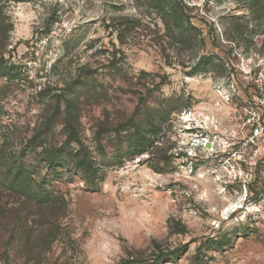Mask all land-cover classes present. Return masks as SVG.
Segmentation results:
<instances>
[{
  "label": "rangeland",
  "instance_id": "374dc122",
  "mask_svg": "<svg viewBox=\"0 0 264 264\" xmlns=\"http://www.w3.org/2000/svg\"><path fill=\"white\" fill-rule=\"evenodd\" d=\"M183 1L0 0V264H264V0Z\"/></svg>",
  "mask_w": 264,
  "mask_h": 264
},
{
  "label": "trees",
  "instance_id": "16d2710c",
  "mask_svg": "<svg viewBox=\"0 0 264 264\" xmlns=\"http://www.w3.org/2000/svg\"><path fill=\"white\" fill-rule=\"evenodd\" d=\"M171 5L165 11H163V18L162 21L165 25V28L170 32L173 33L175 27L177 28L182 23L181 16L185 10H189V6L183 0H171ZM264 13V12H263ZM137 23L141 24V20H137ZM6 30V29H5ZM49 88L43 90L40 95L42 96L44 93L47 92ZM55 90V89H54ZM64 100V101H63ZM62 96L54 97V101L52 100V104L55 105V116H54V124L63 125L64 130L67 136V143H75L77 148L71 149L70 157L72 158V166L74 169L80 170L85 174L91 175V172H94V163L92 162V152L89 147L85 145L82 139L81 134V117H79V104L78 100L74 99H63ZM54 126V127H55ZM39 134V133H38ZM33 141H39L41 144H46L42 135L39 134L35 136ZM149 141L146 139V135H143L139 141L137 146L136 155H142L148 152ZM61 156L51 157L48 160L49 166L52 168H58L61 164V160L64 159ZM13 169L16 173V178H19L22 175V169L19 165L14 166ZM1 180V177H0Z\"/></svg>",
  "mask_w": 264,
  "mask_h": 264
},
{
  "label": "built area",
  "instance_id": "2783aa9c",
  "mask_svg": "<svg viewBox=\"0 0 264 264\" xmlns=\"http://www.w3.org/2000/svg\"><path fill=\"white\" fill-rule=\"evenodd\" d=\"M211 124L215 127V129H217L219 126L218 119H214L213 121H211ZM207 144H210V148H213L215 146V140H211L210 138L203 139L202 146L204 147V149H208ZM240 145L241 146L239 147V151L251 148L252 153L256 157L264 154V109H262V114L258 115V119L256 123L253 124V127L250 130V134Z\"/></svg>",
  "mask_w": 264,
  "mask_h": 264
},
{
  "label": "water",
  "instance_id": "95a60500",
  "mask_svg": "<svg viewBox=\"0 0 264 264\" xmlns=\"http://www.w3.org/2000/svg\"><path fill=\"white\" fill-rule=\"evenodd\" d=\"M211 147V145L210 144H207V148H210Z\"/></svg>",
  "mask_w": 264,
  "mask_h": 264
}]
</instances>
